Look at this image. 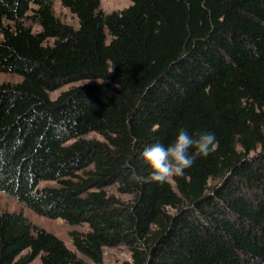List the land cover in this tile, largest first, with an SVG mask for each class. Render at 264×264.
Instances as JSON below:
<instances>
[{
	"label": "trees",
	"instance_id": "obj_1",
	"mask_svg": "<svg viewBox=\"0 0 264 264\" xmlns=\"http://www.w3.org/2000/svg\"><path fill=\"white\" fill-rule=\"evenodd\" d=\"M128 1L104 13L99 0H60L75 28L50 0H0V73L21 78L0 85V192L87 225L70 239L90 264L120 245L130 261L116 264H264V0ZM87 80L99 82L48 97ZM181 128L218 144L152 181L143 151ZM37 258L85 264L21 211H0V264Z\"/></svg>",
	"mask_w": 264,
	"mask_h": 264
},
{
	"label": "rangeland",
	"instance_id": "obj_2",
	"mask_svg": "<svg viewBox=\"0 0 264 264\" xmlns=\"http://www.w3.org/2000/svg\"><path fill=\"white\" fill-rule=\"evenodd\" d=\"M52 5V10L55 15V17L63 24L71 25L73 27H77V20L76 18L66 9L64 8L60 0H50ZM100 2V9L104 13H111L114 11H120L125 8H127L130 5V2L128 0H99ZM31 8H34V6L31 5ZM34 30L39 31V28L37 26H34ZM1 38V37H0ZM52 42V41H51ZM21 80L20 77L16 75H10V74H3L0 73V85L3 83H17ZM99 81H76V82H70L67 84L62 85L59 89L49 92L48 97L51 101L57 99L60 94L63 92H66L72 88L80 87L85 84H94ZM83 138L91 140H99V135L95 133H91L87 136H84ZM254 153H251L250 156H254ZM211 185L218 184L217 182H211ZM57 184L55 182L47 181L42 182L39 184L38 187H55ZM106 191L108 194L115 196L123 203H130L133 200V195H122L119 194L116 191V186H111L106 188ZM0 211H21L24 216L28 219V221L36 228H40L45 230L46 232H49L59 238L63 243L66 245L68 249L73 251L85 264H90V261L86 259L85 257L81 256L79 253H77L72 244L70 239V233L72 231H78L81 233H84L88 231L87 225H80V226H70L67 223H65L63 220L60 219H47L44 217H40L35 215L33 212L25 208L22 204H19L16 202L13 198L3 194L0 192ZM123 261H130V252L128 249L123 246H117L113 248H104L103 249V263L104 264H116ZM32 264H40L39 259L37 258L35 261H33Z\"/></svg>",
	"mask_w": 264,
	"mask_h": 264
},
{
	"label": "clouds",
	"instance_id": "obj_3",
	"mask_svg": "<svg viewBox=\"0 0 264 264\" xmlns=\"http://www.w3.org/2000/svg\"><path fill=\"white\" fill-rule=\"evenodd\" d=\"M218 141L213 133L202 132L196 136L181 128L175 140L167 147L155 144L146 148L142 157L152 169L150 179L163 184L169 179L184 174L185 170L192 167L197 156L207 157L216 147ZM190 150H194L190 154ZM130 178L140 182L144 177L133 169Z\"/></svg>",
	"mask_w": 264,
	"mask_h": 264
}]
</instances>
